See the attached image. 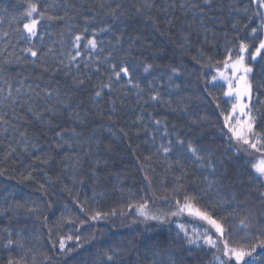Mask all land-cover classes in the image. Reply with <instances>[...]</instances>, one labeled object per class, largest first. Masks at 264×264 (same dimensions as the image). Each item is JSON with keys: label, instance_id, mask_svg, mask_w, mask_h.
Segmentation results:
<instances>
[{"label": "trees", "instance_id": "obj_1", "mask_svg": "<svg viewBox=\"0 0 264 264\" xmlns=\"http://www.w3.org/2000/svg\"><path fill=\"white\" fill-rule=\"evenodd\" d=\"M29 2L38 5V12L33 13L38 20L45 10L46 15L59 16L67 11L72 19L40 20L37 35L29 41L23 29V24L30 22L25 15ZM101 2L0 0V116L7 121L0 122V264H9L10 260L12 264H109L104 253L110 249H116L111 264H169V254L180 249L189 264H235L234 259L223 255L225 240L235 248L257 245L254 255L264 258V247H260L264 241V200L260 198L264 179L258 178L251 166L261 153L231 139V133L223 127V114L231 113L235 96L224 95L228 84L217 73V69L224 71L229 50L234 60L240 40L249 43L244 55L245 63L254 69L250 74L252 104L261 108L255 132L264 134V105L257 99L264 100V59H251L259 43L251 29L257 28V36L263 38L262 10L251 0H213L212 10L204 12L202 0H107L113 8L121 5V20L113 22L99 7ZM185 3L200 7L181 8ZM146 4L153 6L149 9ZM172 4L176 7H168ZM137 7L142 9L140 13ZM86 19L91 23L86 25ZM106 24L114 27L99 31ZM121 32V46L113 50L112 44ZM76 34L82 36L79 49L74 46ZM135 36L141 39L132 48L134 56L157 66L150 73L137 68L133 77L145 89L143 99L137 103V90L131 85L117 86L112 92L104 89L97 106L90 97L101 82L107 81L111 63L119 70L121 53ZM89 39L97 40L95 50L85 47ZM29 46L41 54L39 60L34 61L23 51ZM77 50L81 56L69 64V54ZM110 52L111 63L105 59ZM41 63L50 70L42 71L38 66ZM136 63L129 60V64ZM167 66L179 67L182 74L170 82ZM57 68L59 71L53 74ZM225 75L231 77L230 69ZM74 78L85 83L74 88ZM126 80L122 78L120 84ZM149 82L174 107L182 97L190 117L199 123L191 125L189 116L173 112L164 104H145ZM173 84H180V90H174ZM41 88H59L62 96L71 94L72 110L80 113L82 122L70 120L68 110L54 116L45 112L50 101L34 95ZM110 100H115V113ZM29 105L41 112L44 120L51 119L52 125L35 120ZM138 116L143 120L136 122ZM153 119H161L164 124L157 126ZM165 125L167 136L163 134ZM19 132H26L37 147L29 145L25 151ZM57 132H62L72 146L53 148L59 139ZM175 132L185 141L210 144L227 167H220L215 174L199 168L190 153L175 144ZM169 140L173 141V150L165 156L161 145ZM36 157L48 159V163H33ZM29 175L31 178H27ZM205 176L217 180L213 189L208 190ZM221 176L225 178L221 180ZM186 195L195 196V207L208 211L225 226L223 240L207 222L186 211L170 215L177 211L176 202L182 205ZM144 203L150 214L166 222L138 216L136 206ZM18 204L24 208H17ZM97 212L100 217L92 220ZM242 220L247 228L241 225ZM178 225L194 237L207 231L217 247L205 245L201 239V247H193L195 259L189 257ZM9 238L15 243L6 246ZM61 239L65 240L63 252L59 248Z\"/></svg>", "mask_w": 264, "mask_h": 264}, {"label": "snow or ice", "instance_id": "obj_2", "mask_svg": "<svg viewBox=\"0 0 264 264\" xmlns=\"http://www.w3.org/2000/svg\"><path fill=\"white\" fill-rule=\"evenodd\" d=\"M252 4L257 5L259 9H264V0H251ZM203 8H201V12H204L205 9L208 11L212 10V4L213 0H202ZM152 4H146L145 7L151 8ZM99 7L101 9H105V15L110 16L111 20L113 22L120 21L121 16L123 13H121L119 10L121 8V5L117 4L114 8L111 7L110 4L107 3V0H102ZM168 7L175 8L176 5L172 4ZM181 8H197L200 7L199 4H181ZM137 13H140L142 11L141 8L137 7L136 9ZM164 11H167V8L164 9ZM236 11H240L239 9H236ZM245 12H247V8L244 9ZM38 12V5L35 3L29 2L27 5V9L25 12V15L30 18V22L23 24L24 32L27 33V39L29 41L32 40L33 37L37 35V25L39 24L40 20H43L47 18L49 21H56V20H65V19H72V17L69 16V13L65 11L64 15L59 16L55 14H47V10L45 12H40L39 14V20L33 17V13ZM259 15V13H256ZM91 23V20L86 19L85 24ZM167 23L171 25L172 21L168 20ZM201 26H203V19L200 21ZM114 27V24H106L104 27H101L99 31L101 32H108ZM237 25L233 24V28H236ZM261 27H264V23H262ZM88 29L85 27L84 31L86 32ZM205 32L209 31L207 28L204 29ZM257 28L251 29V34L254 38L259 40L258 46L255 47V51L251 53V59L255 61L258 56L261 57V59H264V38H259L257 36ZM95 35V32H94ZM123 39V32H121V35H118L116 37V42L112 44L113 50H116L119 46H121ZM141 38L139 36L131 37L129 44L127 48L123 50L121 53V63L118 66L119 70L116 71L117 65L115 63H111V58L113 56V53L110 52L105 57L106 60H108L111 63L112 72H110L108 79L106 82H101L99 87H97L94 90V94L90 97L91 102L99 106L100 101L102 100L104 96V89H107L108 92L115 91L117 89V86L120 88H123L127 85H131L132 88L137 90V103L141 102V99L143 97L141 96V93H145V89L141 88L140 85L135 82L133 79L137 68L142 69L144 73H150L154 67H157L153 63H147L144 60H139V58L135 57L132 48L135 46L137 40H140ZM185 41H187V37H184ZM82 40V36L80 34H76L74 38V46L79 49L80 42ZM90 46L92 50H95L97 48V40L96 39H89L87 42V45L85 47ZM148 47H151L148 45ZM249 50V43H246L243 39L240 40L239 43V54L236 56V58L233 60L231 56V50H229V55L224 61V71H221L217 69L218 75L224 79L228 84V91L224 93L225 96H235V102L232 104V111L231 113L223 114V120L224 124L223 127L228 130L229 133H231V139L236 140L237 142H242L244 145H247L249 148L253 149L254 151L261 153V158L257 159L255 162H252V169L257 174V177L260 179H264V134H258L255 132V125L260 118L261 115V108L258 105L252 104L253 99V83L250 80L249 74L253 73L254 69L252 66H249V64L245 63V53ZM26 53H28L32 58L35 60H39L41 54L35 50L34 47L29 46L28 48L24 49ZM51 51V49H49ZM47 55V53H45ZM81 53L79 50H77L74 54H69V64H71L72 61L76 60L77 57H80ZM19 59V58H17ZM136 60V64H129V60ZM61 64H63V61H60ZM39 67H41L42 71L48 72L50 69L49 67L45 66L44 64H39ZM67 66V65H66ZM87 67V64L85 65ZM231 70V77L225 75L227 70ZM53 74L56 71H59V69H53ZM96 71L99 72L100 69L97 67ZM262 71H264V68H262ZM167 73H168V80L171 82L173 80V77L180 76L182 74V70L179 67L175 66H167ZM65 75H68V73H65ZM122 78H127L124 85L120 84V81ZM216 77H213V80H215ZM85 83L83 79H75L73 81V87L78 88L82 86ZM39 87V86H38ZM149 89L150 91L147 92V99L143 100L145 104L149 102H156L160 104H164L166 107H168L171 111L176 112H183L186 116H189L190 124L191 125H197L199 122L196 119H192L190 117V114L187 112V105L184 103V99L182 97H178L177 99V106H173V102L171 100H164L161 96L160 92L154 88H152V83L149 82ZM261 87H264V82L261 83ZM181 88L180 84H173V89L179 91ZM20 89H17V92H19ZM126 94V93H125ZM9 95H11V92H9ZM35 97L40 98L41 95L46 98L48 101H50L48 107L44 109L45 112L51 113L53 116L57 114H62L63 110H68V118L70 120H75L76 122H82L80 113L72 110L71 101L73 99L71 94H64L62 96L61 91L59 88H41L39 92L34 93ZM245 98H247V102H245ZM259 105H264V100H259ZM13 103H15V100H13ZM25 103H28V101H25ZM110 104L112 105L111 111L115 113V100H110ZM58 106V107H57ZM28 111L32 113L33 118L37 121H40L43 125L51 126L52 120H44L43 114L39 111H36L31 105L28 107ZM239 112V115L237 116L236 113ZM149 117L152 118V114L149 113ZM241 117H244V119H241ZM109 119H112V116H109ZM201 120L205 119L204 117L200 118ZM143 120L142 116L137 117L136 122H140ZM0 122L7 123V121L4 119V117L0 116ZM153 123L157 126H160L164 124V121L161 119H153ZM7 131V129H5ZM74 131V130H73ZM164 135H169V131L167 126L165 125L163 130ZM175 135V144L178 146V148L182 151H186L187 153H190V157L193 160V162L196 163V165L199 168L207 169L211 174H215L220 167H227V163L224 159L216 156L212 146L209 144L207 146L200 145L197 143H194L191 140L185 141V139L180 135L179 132L173 133ZM127 135V133H125ZM19 136L22 138V142L25 145V151L27 150V147L31 145L32 148H36L37 145L30 141L27 137L26 132H19ZM56 136L59 138L55 144L52 145L53 148L59 150L60 148L67 145L68 147H71V143L68 140L63 139L62 132H57ZM254 137V139H253ZM173 141L169 140L167 145H161V149L165 156H167L170 152H172ZM15 151V149H13ZM51 159V157H49ZM66 159H70V157H66ZM36 161H39L42 164L48 163V159H41L40 157H36L33 163ZM76 163H79L77 160ZM177 163H179V160H177ZM73 167H75V164H73ZM31 176L29 175V177ZM224 176H221L220 179H224ZM205 180L208 181V190L213 189V187L217 184L216 179H208L207 176L204 177ZM40 188L43 189L44 185L41 184ZM217 195H219V192H217ZM260 198L264 200V192L260 193ZM195 196H185L184 203L181 205L179 201L176 202L177 211L171 212L170 215L172 216H178L183 212H187L190 216H195L209 224L213 229H215V232L219 235L221 240H223L225 235V226L219 222L216 218H214L212 215L209 214L206 210H201L200 208L195 207L193 201H195ZM233 199L235 197L233 196ZM129 207H132L130 205ZM147 204H140L136 206V214L140 217H142L144 220H153L157 221L158 223H165L166 220L158 216L156 214H150L147 210ZM17 208H24L23 204H18ZM28 211H36L35 208H29ZM114 214V213H113ZM100 217V213L97 212L95 215L91 217L92 220H96ZM83 223V222H82ZM241 225L245 228L248 227L247 224L242 220ZM180 228V231L183 232L185 243L187 245V255L189 257L193 256V247L200 248L201 245L199 244V240L203 239V243L205 245H208L210 247L216 248L217 247V241L214 240L211 235L205 231L203 234L197 232L195 237L193 235H189V233L185 230L183 225H178ZM19 235V234H17ZM179 236V233H178ZM9 237H11V233H9ZM68 239H71L69 236ZM77 240H79V236L76 237ZM15 242L9 238L7 241L6 246H10L14 244ZM20 247H23L22 244H20ZM260 247H264V241L261 242ZM59 248L61 252L65 251V240L61 239L59 241ZM257 252V245H252L248 249L244 248H235L230 247L227 241H224V252L223 255L225 257H228L229 259H234L235 264H262V260L264 258L259 257L258 255H254V253ZM184 250L180 249L177 250L175 253L169 254V264H189L188 259L184 256ZM104 256L106 257L109 264H111L112 261L116 258V249H110L109 251H106L104 253ZM250 258V259H247ZM9 264H12V261H9Z\"/></svg>", "mask_w": 264, "mask_h": 264}, {"label": "rangeland", "instance_id": "obj_3", "mask_svg": "<svg viewBox=\"0 0 264 264\" xmlns=\"http://www.w3.org/2000/svg\"><path fill=\"white\" fill-rule=\"evenodd\" d=\"M262 10V12H263V15H264V9H261ZM263 38H264V27H263ZM259 57V56H258ZM258 57H257V59H258ZM256 59V60H257ZM231 71V70H230ZM249 77H250V74H249ZM245 102H247V98H245ZM239 113V112H238Z\"/></svg>", "mask_w": 264, "mask_h": 264}]
</instances>
